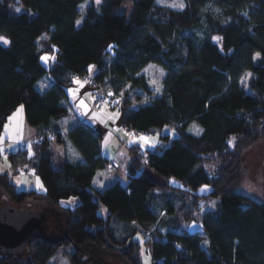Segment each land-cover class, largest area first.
Masks as SVG:
<instances>
[{
	"label": "trees",
	"instance_id": "16d2710c",
	"mask_svg": "<svg viewBox=\"0 0 264 264\" xmlns=\"http://www.w3.org/2000/svg\"><path fill=\"white\" fill-rule=\"evenodd\" d=\"M83 1L0 0V37L10 42H0V138L22 104L36 137L58 134L9 153L12 168L31 165L45 191L18 188L7 173L0 185L17 202L44 198L66 219L62 234H36L26 258L0 253V264H50L61 249L71 264H110L106 254L142 264L143 242L154 264H264V198L235 188L244 151L264 138V0H184L183 9L157 0H102L84 13ZM43 54H54L52 63ZM150 63L166 70L160 94L144 72ZM85 75L122 96L125 127L163 132L154 149L130 145L126 184L94 187L96 173L110 163L100 133L80 118L63 126L73 112L68 90L76 77L89 84ZM194 122L203 131L192 132ZM66 139L81 158L67 157L59 168L53 145ZM205 184L211 189L199 193ZM73 195L78 204L63 206ZM213 200L215 208L199 221L195 214Z\"/></svg>",
	"mask_w": 264,
	"mask_h": 264
},
{
	"label": "rangeland",
	"instance_id": "374dc122",
	"mask_svg": "<svg viewBox=\"0 0 264 264\" xmlns=\"http://www.w3.org/2000/svg\"><path fill=\"white\" fill-rule=\"evenodd\" d=\"M102 1V0H101ZM159 4H163L166 6L172 7L173 4H183L185 6L184 0H157ZM91 3H95V0H85L81 3V9L84 13L86 7L90 5ZM173 8H179V7H173ZM84 18V15H81V17L78 19L82 22ZM49 56L55 58L54 54H43L42 57ZM54 59H49L48 61H44L47 65L52 63ZM148 83L153 90V93L160 94L164 89V78L166 74V70L157 63H150L144 70ZM249 73H246L242 79L243 83L246 85L249 79L248 76ZM47 77H45L43 80H45ZM84 78V77H83ZM76 79H79L81 81V77H76ZM75 79V80H76ZM155 81V83H153ZM92 89V87H91ZM159 89V90H157ZM137 94V93H136ZM135 94V96H136ZM148 100L140 99V102L145 103ZM23 105V104H22ZM21 106V105H20ZM20 106L14 111L13 117L11 118V123L9 122L6 125V128L4 132L2 133V136L0 138V145H1V156H0V173H8L11 179L16 183L18 188H31L34 187L36 189H40L44 186L43 181L39 177V175L35 172L33 167L29 165L27 168H23L20 171H15L12 168L11 160L8 154V151L15 150L17 147H19V142H15V140L12 139H27V137H31L34 134L33 127L27 129L26 127H23L22 122L23 120H26V114H25V108L23 105V109L20 108ZM105 114L111 113L114 114L112 116L107 115L105 118L99 117L100 121L103 125L104 122L108 123L107 128L113 129L114 132H116L115 127L116 118H121V109L120 108H110L106 107L104 110L99 112V114ZM77 116V115H76ZM11 124V125H10ZM29 124V123H27ZM123 125V124H122ZM11 126V128H9ZM31 126V125H29ZM121 130L119 131V136H117L114 139H110L108 144L106 142V139H104L105 148L107 149L106 152H110L111 155V161L113 162L114 166H109V171L105 168L100 169L101 172L105 173V179L106 182L102 185L99 184V181H96L93 186L99 189H103L109 184H112L116 179L113 178V175H116L117 177L121 178V182L126 184L128 182V172L129 167L128 163L131 159V154L129 150V146L132 144H139L141 146V150L146 149H154L159 144L164 143V139L161 137V131H155L150 133H145L141 136H131L130 132L128 133L126 131L125 126H120ZM11 131V129H13ZM29 128V127H28ZM167 129V131H166ZM201 129V126L194 122L190 126V130L194 133H200L199 131ZM166 132H171L172 134L176 133L175 130L172 129L171 126H166L164 128ZM163 130V131H164ZM17 132L21 133V138L17 136ZM34 136V135H33ZM107 134L105 138H107ZM8 137L10 140L8 142H4ZM140 137H148V144L146 145L142 140H140ZM29 139V138H28ZM14 141V142H11ZM28 146L30 149L32 148V141L27 140ZM231 141H234V138H231ZM107 144V146H106ZM152 145H155L153 147ZM54 160L53 163L56 167H62L65 159L67 157H71L76 151L79 152V150L70 142L68 139L65 140V142H54ZM80 154V153H79ZM110 161V162H111ZM117 161H118V167H117ZM242 162H243V169H242V175H241V181L235 186L236 190L246 193L254 198L262 199L264 198V138L260 139L256 143H254L252 146L247 148L242 156ZM116 164V165H115ZM214 165H211L212 169ZM99 171V172H100ZM151 175L153 178L159 180L160 182H164V180L156 173L151 172ZM171 182L173 184L180 185V180L176 178H172ZM208 185V189H211L210 184ZM204 186V185H203ZM203 186L198 189L199 193H206L209 190L203 189ZM75 197V199H72ZM80 201L79 196L73 195L67 198H63L61 200L63 206H70L74 207L78 204ZM215 201V200H213ZM208 202L204 207H202L201 211H198L195 215L197 216V219L202 220L203 214L210 208L212 209V202ZM11 203L15 207L20 209H31V210H42L44 211L45 215L48 217L47 222L50 223V228L47 230V234L57 233L62 234L63 228L66 226V219L65 214L62 208L56 207L55 205L49 203L47 200L41 197H28L23 202H17L13 200L10 195L5 191V189L0 185V207ZM108 207L100 202L99 207V213L106 217L108 215ZM52 214L54 215V219H52ZM198 223V220H193L189 223H186V226L189 227L190 230H194L196 228V225ZM59 225L60 227H57ZM202 232V230H201ZM70 250L73 249V247H69ZM21 257L26 258L29 253L28 249L24 250L19 254ZM142 264H154L152 253L150 251V245L146 242H143L142 245ZM104 259L110 263V264H126L125 261L119 257L108 255L106 254L103 256ZM52 264H71L70 259L68 255L61 249L57 255L51 259Z\"/></svg>",
	"mask_w": 264,
	"mask_h": 264
},
{
	"label": "crops",
	"instance_id": "0c3cea01",
	"mask_svg": "<svg viewBox=\"0 0 264 264\" xmlns=\"http://www.w3.org/2000/svg\"><path fill=\"white\" fill-rule=\"evenodd\" d=\"M96 71V67L94 66L91 71H90V74H93L94 72ZM76 79V78H75ZM81 82L82 84L78 85V84H74V86H72L70 89H77V92L75 94V96L73 94L70 93V100H71V104H72V114H71V118H64L62 123H63V126L65 128H68L71 124L77 122V119L80 118V119H83L84 121H86L87 123L91 124L92 126H94L97 131L100 133L101 135V145H102V150H103V153L105 156H107L110 161H111V155H110V152H106V148H105V144H104V139H106V142L108 144L109 140L110 139H114L119 136V131L121 130V127H123L122 125V122H121V118L117 117L115 120H116V123H115V128L116 129V132H114V130L112 129H109L107 128L106 125H108V123L104 122L105 125H103L100 121V118L99 117H106L107 115L109 116H112L114 117L113 115L114 114H111V113H107V115L105 114H102L99 112L101 111H98V110H94L93 107H92V89L90 87V85L88 83H86L83 79H81ZM84 101L85 104L87 105V109L85 108H81L80 107V101ZM14 113V112H13ZM13 113L9 116V119L7 120V122L5 123V127H4V130L6 128V125L10 122L11 123V118L13 117ZM77 115V116H76ZM28 121L26 120H23L22 122V125L23 127H26L27 129L30 130L31 127H33L32 125L29 126L30 124H27ZM11 125V124H10ZM29 127V128H28ZM9 128H11V126H9ZM32 129V128H31ZM34 129V136L32 135L31 137H27V139H12V140H15V142H19V147L22 145V144H25V145H28V141L27 140H31L32 142L36 139V129L33 127ZM13 129H11V131H13ZM4 132V131H3ZM106 134L108 135L107 138H105ZM17 136H21V133L17 132ZM21 138V137H20ZM29 138V139H28ZM6 140L4 142H8L10 139L8 137L5 138ZM11 142H14V141H11ZM106 144V146H107ZM17 147V149L19 148ZM130 147V146H129ZM16 150V149H15ZM11 151H14V150H11ZM10 153V151H8V154ZM72 160H80L81 156L78 154V152H75L71 157ZM109 161V162H110ZM109 164H111L112 166H114L113 162L111 161ZM107 165V167L105 169H107L109 171L111 165ZM117 167H118V161H117ZM115 164V165H116ZM34 169V168H33ZM100 171V170H99ZM97 172L96 175H95V178H94V181H93V184L96 182V181H99V184L102 185L106 182V179H105V173L103 172ZM36 172V171H35ZM2 174V173H0ZM8 174V173H7ZM113 178H115L116 180H119L121 181V178L120 177H117L116 175H113L112 176ZM15 183V182H14ZM16 184V183H15ZM32 188V187H31ZM22 189H29V188H22ZM45 185L40 188V189H37L41 192L45 191ZM52 264V263H50Z\"/></svg>",
	"mask_w": 264,
	"mask_h": 264
},
{
	"label": "water",
	"instance_id": "95a60500",
	"mask_svg": "<svg viewBox=\"0 0 264 264\" xmlns=\"http://www.w3.org/2000/svg\"><path fill=\"white\" fill-rule=\"evenodd\" d=\"M42 210L20 209L11 203L0 207V253L19 255L30 239L50 228ZM49 221V220H48Z\"/></svg>",
	"mask_w": 264,
	"mask_h": 264
},
{
	"label": "built area",
	"instance_id": "2783aa9c",
	"mask_svg": "<svg viewBox=\"0 0 264 264\" xmlns=\"http://www.w3.org/2000/svg\"><path fill=\"white\" fill-rule=\"evenodd\" d=\"M84 79L91 84L92 87V107L94 110L102 111L106 107L110 108H119L121 106L122 102V96L115 93V91L111 88H106L105 85L101 82H97L93 76L85 75ZM126 131L131 136H141L144 135L146 132L142 130L137 129H129L127 127ZM58 137V134L54 130H48L47 132H43L38 137H36V141H42L47 138H51L56 140ZM0 156H1V145H0ZM199 230H203V227H201Z\"/></svg>",
	"mask_w": 264,
	"mask_h": 264
},
{
	"label": "snow or ice",
	"instance_id": "6c2138e0",
	"mask_svg": "<svg viewBox=\"0 0 264 264\" xmlns=\"http://www.w3.org/2000/svg\"><path fill=\"white\" fill-rule=\"evenodd\" d=\"M95 2H96V4L97 5H99L100 4V2H101V0H95ZM172 7H179V8H181V9H183L184 8V5L183 4H173L172 5ZM21 10L19 9V8H17L16 9V12H20ZM76 23L79 25L80 23H81V21L80 20H77L76 21ZM213 39L214 40H219V39H221V38H219V37H213ZM0 42H3L4 44H8V43H10L6 38H4V37H0ZM110 47H112L111 45H110ZM49 59H54L53 57H49V56H44V57H42V60H44V61H48ZM257 59H260V53H256V55L253 57V60H257ZM94 66H89V71H91V69L93 68ZM248 76L250 77L251 76V74L249 73L248 74ZM76 84H78V85H80V84H82V82L79 80V79H76L75 81H74ZM153 83H155V81H153ZM157 90H159V89H157ZM71 94H73L74 96H75V94H76V92H77V89H75V88H73V89H69L68 90ZM80 107L81 108H85V109H87V105L85 104V102L84 101H80ZM20 108L21 109H23V105H21L20 106ZM166 131H167V129H166ZM199 131H203L202 129H200ZM140 140H142L146 145L148 144V137H140ZM232 143H233V141H229V144L230 145H232ZM153 147H155V145H152ZM203 189H205V190H209L208 189V185H204L203 186ZM72 199H75V197H73ZM215 206H216V202L215 201H213L212 202V207L213 208H215Z\"/></svg>",
	"mask_w": 264,
	"mask_h": 264
},
{
	"label": "bare ground",
	"instance_id": "6f19581e",
	"mask_svg": "<svg viewBox=\"0 0 264 264\" xmlns=\"http://www.w3.org/2000/svg\"><path fill=\"white\" fill-rule=\"evenodd\" d=\"M48 130H46L45 132H47Z\"/></svg>",
	"mask_w": 264,
	"mask_h": 264
}]
</instances>
